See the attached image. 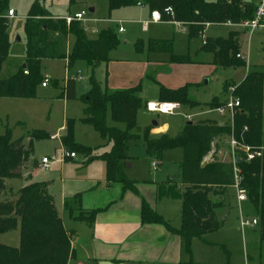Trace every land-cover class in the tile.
Listing matches in <instances>:
<instances>
[{"label": "trees", "instance_id": "1", "mask_svg": "<svg viewBox=\"0 0 264 264\" xmlns=\"http://www.w3.org/2000/svg\"><path fill=\"white\" fill-rule=\"evenodd\" d=\"M76 1L69 0V4ZM8 2L9 0H0V72L10 51L8 21L5 16L10 9ZM139 2L146 4L150 11L159 10L163 20L181 23L191 38L198 37L207 25H221L228 21L239 24L251 19L256 8L254 0H109V9ZM167 7H172L173 13H166ZM24 31L27 36L25 66H21L11 75L0 77V97L36 98L37 88L46 78L40 72L44 58L66 59L68 69L77 60L87 61L92 70V87L81 97L85 103L81 120L91 124L104 139L112 141L110 150L98 156L106 163L107 180L123 183L125 189L138 193L137 181L130 180L125 175V164L130 158L128 142L133 137L130 131L137 127L138 110L143 105L141 86L111 91L103 88L95 77V68L102 62H107L110 51L120 44L117 32L111 28L103 29L98 38L92 39L87 36L81 21L75 20L67 24L63 18L50 13L44 0H33ZM240 33L231 30L227 37H205L201 50L212 53L214 64L222 68L245 66L244 59L237 56L241 53ZM71 37L73 44L67 52L66 43ZM136 45L138 51H141L143 42L138 40ZM148 49L169 53L173 62L191 61L187 55L174 54L173 42L169 39H150ZM192 85L190 83L178 88L161 85L159 99L191 108L200 106L202 103L189 94ZM75 91L76 78L68 77L63 92L65 97L75 99ZM232 95L239 99L240 105L235 109L231 124L221 125L219 121L211 119L197 123L188 122L176 136L162 133L151 137L150 126L145 130V144L150 155L160 156L165 150L182 147L184 191L181 196L179 230L173 229L144 200L143 223H161L170 231H178L185 239L189 251L192 239L202 238L206 233L223 226L224 222L219 218L217 210L226 205V193L235 182V166L241 169L242 186L247 191V201L257 212L259 231L261 239L264 240V152L261 157L251 161L241 159L239 162L240 154L235 161H222L215 157L205 161L211 151L216 153L220 147L221 136L224 135H233L238 141L251 146L264 144V73L260 70L249 71L242 82L236 85ZM225 103L214 97L205 104L216 109ZM108 105L111 106L112 119L125 123L126 131L107 124ZM66 125V134L60 137L65 149L76 155H86L89 161L96 159L92 147L75 141V120L68 119ZM26 137L31 142L33 139L49 138L50 135L39 129L29 131L27 135L17 139H13L10 130L0 135V196L6 190V179L23 177L21 168L30 153L25 143ZM71 159L73 158H64L66 162ZM159 192L160 196L167 195L162 187ZM79 196L80 194L76 195L75 200L78 205ZM66 209L70 208L66 206ZM81 210L82 213L77 219L92 222L100 209ZM17 228H20V246L0 243V264H69L74 257L71 233L65 230L45 182H31L22 186L15 200H0V233Z\"/></svg>", "mask_w": 264, "mask_h": 264}, {"label": "rangeland", "instance_id": "2", "mask_svg": "<svg viewBox=\"0 0 264 264\" xmlns=\"http://www.w3.org/2000/svg\"><path fill=\"white\" fill-rule=\"evenodd\" d=\"M206 1L217 2L219 0ZM32 3L33 0H9L8 2V8L14 9L15 15L7 17L10 51L2 65L0 77L19 70L25 62L27 36L24 24ZM44 3L52 15L60 18L85 11L86 14L81 22L82 26L88 28L87 36L92 39L98 38L103 29L115 30L120 44L111 51L110 55L120 59L118 61L123 60V63L132 65L124 69V71L127 70L125 76L131 70L133 73L136 70L135 67L143 69L142 79L139 81L141 82L140 96L143 99V105L138 110L137 127L130 131L133 137L128 142L130 158L125 164V175L130 180H136V185L141 189L147 188L149 181L155 180L162 184L173 177L175 181L171 184L173 185L171 189L180 196H174L168 200L163 199L160 193L158 197L153 193L150 194V200L159 208L163 204L167 205V221L172 226L180 228L183 189L179 185L181 188L178 190L177 182L182 181L184 151L182 147H177L165 150L160 156L150 155L145 144V130L148 126L150 129L153 127V120L160 122V125L168 123L170 125L168 133L172 136L180 134L179 132L188 122H195L198 119L212 118L218 121H228L226 124H231V111L227 109L225 115H222L205 103L210 102L214 97H218L221 101H229L233 98L231 88L233 87L234 90L249 71L260 70L264 73V28L251 32L229 24L208 25L198 37L191 38L182 27L172 22L162 21L160 24L150 22L148 29L144 31L138 19L143 16L142 14L147 13V8L138 4L110 10L109 0H77L72 5L69 4V0H44ZM91 8L94 10L90 11ZM120 25L125 28V32H118ZM93 29L96 31H92ZM231 30L244 33V36L240 35V50L246 65L222 68L214 64L213 54L201 50V47L205 37H227ZM138 38L144 40V52L137 49ZM152 38L172 40L174 54L187 55L191 61L172 67V63L169 62L171 55L161 52L160 57L167 59L166 63L157 66L148 63L155 57L148 52L149 41ZM72 44L73 38L71 37L66 43L67 52L70 51ZM66 62L65 59L59 58L42 60L40 72L44 77H50V81L46 87L38 86L36 98L0 97V135L10 130L13 139H17L35 129L44 130L49 135H57L52 138L33 139L31 142L28 137L25 138L30 153L21 168L23 177L6 179V190L0 196V200H15L22 186L31 182H45L48 192L53 195L54 203L60 211L62 222L65 223L66 228L70 229L80 228L81 224L74 221L63 210V198L72 200L76 186L84 188L86 180L91 178L100 181L99 189L82 190L86 194L85 206L93 207L104 205L110 199L117 198L119 189L112 188L115 187L113 185L119 187V184L113 182L111 188L109 187L112 190H108L106 163L98 158L99 154L110 150L112 141L104 139L91 124L82 122L80 117L83 116L84 104L80 99L68 100L63 94L66 77H76L78 71H81L82 79L76 78L77 96L88 92L92 87L90 79L92 70L87 61L82 59L77 60L70 69H67ZM107 71L104 62L95 68V77L105 89H107ZM160 77H163L165 81L169 79L176 85L193 81L194 84L190 87L189 94L202 104L195 108L179 105V108L171 115L149 111L147 101L157 100V93L160 91L157 80ZM201 112L204 113L198 114ZM188 114L192 115V120L187 118ZM70 117L75 119V141L91 146L97 158L86 165L88 168L84 167L86 164L84 162L88 160V157L83 154H78L74 161L65 163L59 162L61 157L45 168L41 164L43 156L57 155L60 157L63 153L64 147L60 134L62 135L64 130L62 131L60 127ZM106 122L109 126L127 130L125 123L112 119L110 105L107 109ZM227 139H229L227 135L221 136V148L217 159L222 161L231 160V149ZM154 163L156 166L153 165ZM62 175L77 177L78 182L62 183ZM68 207L69 210H73L69 205ZM217 212L224 222L223 226L216 231L206 233L202 238L192 239L190 252L186 256L188 260L191 258L192 264H264V240L261 239L259 225H242L244 220L251 223L253 219H258L257 212L250 202L239 201L236 188L231 186L226 193V205L219 208ZM81 236L83 235L79 234L78 243L85 240ZM0 243L19 247L20 228L0 233ZM85 260L84 258L81 260L83 264H93L90 260L87 262Z\"/></svg>", "mask_w": 264, "mask_h": 264}, {"label": "crops", "instance_id": "3", "mask_svg": "<svg viewBox=\"0 0 264 264\" xmlns=\"http://www.w3.org/2000/svg\"><path fill=\"white\" fill-rule=\"evenodd\" d=\"M144 8H147V13L142 14L143 16L138 19V21H141L144 31L148 29L150 22H152L153 24H160L162 21H164V22H172L182 27L183 30L187 32L186 27H184L179 22L168 21L165 19L164 20L162 19L160 21H155L152 18L151 11L149 10L146 4ZM55 17H58V16H55ZM146 23H147V26H146ZM225 24H228V23H225ZM95 30L96 29H93L92 31H95ZM118 32H120L119 29H118ZM122 32H125V28H124V31ZM240 35L244 36V33L241 32ZM152 39H156V38H152ZM138 40H141L144 44L143 39L138 38ZM157 40H162V39L157 38ZM141 52H144V46L142 47ZM148 52H150L151 54L155 56L154 59L149 60L148 63H152L157 66L159 64H164L167 62V59H163L160 57L161 52L151 51L149 49H148ZM110 53H109V60L107 62H104L106 63V69H108L107 71L108 77H107V83H106L107 90L109 89L113 91V90H118V89L136 87L138 85L141 86V82L139 81L142 79L143 69L141 67H135L136 70H134L133 73H131L132 70L131 72L128 70L129 71L128 75L125 76V73L127 70L124 71V69L130 68V66L132 65H127L123 63L124 62L123 60L118 61L120 59L113 58L110 55ZM169 62L172 63L171 64L172 67H175L178 64H180L177 62H173L172 60H169ZM24 66H25V62L24 64H22V67ZM15 72H12L11 74ZM78 72L75 78L82 79V77L78 78ZM122 73H124V75H122ZM11 74H8V75H11ZM68 77H66V80ZM111 77L113 78V80ZM157 83L159 87L163 85L168 88H178V87L187 85L189 83L194 84L193 81L192 82L187 81L185 83L181 82L180 84L176 85L169 79L165 81L163 77H160L159 80H157ZM42 87H46V86H42ZM83 95L84 93L80 96H77V92H76V98L73 100H78V99L81 100V97ZM159 98H160V91L157 93V100L155 101L161 102ZM155 101L149 100L147 101V103L155 102ZM223 102H226V101H223ZM83 104H84V107H83V116H84L85 103L83 102ZM202 113L204 112H201L198 114H202ZM83 116L80 117V119H82ZM191 117H192L191 114L187 115V118L190 120H192ZM68 119H73V118L71 117L67 118L65 120V124L60 127L62 131L64 130V133L62 135L66 134V126H67L66 123ZM207 119L216 120L212 118H205V119H198L194 123L207 120ZM227 122L228 121H219L221 125H224ZM169 130H170V125L168 123H164L160 125V122H158L157 126L153 125V127L150 129V134L156 137L162 133H168ZM179 133H181V131ZM52 135L50 134V137ZM62 135L60 134V137ZM229 137L230 136H228V138ZM227 140H228L227 142L229 145V139ZM219 142H220V147H218L216 153H214V151H211L209 155L205 157V161H210L213 159V157L217 158V155L220 152V148H221V140ZM61 156L62 155H60V157L58 158L60 159ZM77 156L71 159L70 161H74V159L77 158ZM93 156L97 157L96 155H94V153H93ZM94 160L95 159H92L90 161L87 160L86 162H84L86 163L84 167L88 168L86 165L89 163H92ZM59 162L65 163L66 161L60 160ZM62 168H61V171H62ZM106 169H107V166H106ZM174 181L175 180L173 179V177L169 178L167 182L166 181L162 182V184L158 181L152 180V181H149L150 183H148L147 188H144V189H141L136 185L138 193H135L129 189H125L124 184L118 182L119 187H117L116 185H113L115 187L112 188V189H119L117 198L110 199L104 205H100V206L94 205L93 207L90 205L85 206V195L86 194H85V191H82V190L87 191L88 189H94V188L97 190L99 189L100 181H97L96 178H91V179L86 180V185L84 186V188L81 189L80 186L79 188L78 186H76L74 188V195L72 197V200L70 199L69 201L66 199V197L63 198V210L67 212L74 221L79 222L81 224L80 228L78 227V228L69 229V228H66L65 223H63L65 230L71 233V246L74 251V257L69 261V264L73 262L74 264H77L78 262L82 263L81 260L83 258L86 259L85 260L86 262L90 260L93 264H100V262L103 260H109L114 263H122V264H141V263L142 264L144 263L145 264H192L193 263L192 259L190 258V260H188L189 258L186 257L188 256L189 254L188 252L190 251L187 249L185 239L178 233V231L177 232L170 231L164 224H161V223H143V220H142V204L144 200L167 221L166 219L167 205L163 204L159 208L157 204H153V202L150 200L151 199L150 194L154 193L158 197V194L160 193L159 191L162 187L167 191V195L163 196L162 197L163 199L165 198L169 200L170 198L174 196L179 197L180 196L179 193L177 192L178 194L176 195V193H174V191L171 189V187L173 186L171 184ZM63 182H66V183L75 182L76 183L78 182V178L77 177L71 178L68 176L64 177L62 175V183ZM177 183H178L177 184L178 190H180V188L182 187L184 191L183 182L181 181ZM112 184L113 182L108 181V188L112 186ZM110 188L108 189L109 191L112 190ZM150 190H151V193H149ZM183 191L181 192V196H182ZM79 194L80 196L78 200H80V205H78V203L75 201L76 195H79ZM50 195L53 197L52 194ZM67 205H69L73 210H67L66 209ZM81 209H85V210L86 209L87 210L100 209V210L96 213L92 222H89L87 220L77 219V217L82 213ZM168 223L169 225H171L170 222ZM171 227H173V229L175 230H179L181 228V227L180 228L174 227L172 225ZM86 231L88 232L87 234H86ZM79 234L83 235L81 237L85 239V240H82L81 243H78Z\"/></svg>", "mask_w": 264, "mask_h": 264}, {"label": "built area", "instance_id": "4", "mask_svg": "<svg viewBox=\"0 0 264 264\" xmlns=\"http://www.w3.org/2000/svg\"><path fill=\"white\" fill-rule=\"evenodd\" d=\"M227 2H230L231 0H226ZM256 2V8L254 11V16L251 19L244 20L239 24H232L231 22H227L228 24L231 25H236L242 28H245L247 30H250L251 32L257 29H263L264 28V0H254ZM139 5L145 6L144 3L139 2ZM166 13H173L172 7H167L165 8ZM86 14L85 11H80L76 12L74 15H67L65 17H62L67 24H70L72 21H82L84 18V15ZM15 15V10L10 8L7 13L6 17H13ZM151 16L155 21H160L162 20V14L159 10H153L151 11ZM147 26V23H146ZM145 26V27H146ZM84 27V26H83ZM85 30H88L87 27H84ZM96 31V30H95ZM119 31L122 32L124 31V28L122 26L119 27ZM203 42H205L203 40ZM238 57L243 58V55L240 53L237 55ZM27 72V71H26ZM81 71L78 72V78H81ZM50 77H46L45 80L42 83V86H47L49 84ZM233 91V87L231 88ZM179 103L177 102H148L147 103V108L151 112L155 113H161V114H174L175 111L179 108ZM240 105V101L237 97L231 98L229 101H227L223 106H219L216 108V110L222 114L225 115V111L228 109L232 113V118L233 119L235 109ZM232 123V122H231ZM57 135H52L51 137H56ZM229 145L231 149V160L235 161L237 156L240 154L241 156L240 159H245L247 161H251L257 157H261L264 152V144L260 146H251L245 143H242L238 141L233 135L229 137ZM77 155L73 152L67 151L66 149H63L62 153V159L64 160L65 157H76ZM59 158L57 155H52L50 157L44 156L41 159V163L45 168H48L53 162L57 161ZM156 166V163L153 164ZM235 171V182H234V187L236 188L237 192V198L239 201H247L248 196H247V191L246 189L242 186V176H241V169L235 166L234 168ZM256 225L258 224V219H253L251 223L247 220L242 221V225ZM77 264H82L81 262H78Z\"/></svg>", "mask_w": 264, "mask_h": 264}, {"label": "water", "instance_id": "5", "mask_svg": "<svg viewBox=\"0 0 264 264\" xmlns=\"http://www.w3.org/2000/svg\"><path fill=\"white\" fill-rule=\"evenodd\" d=\"M94 9L91 8L90 11H93ZM189 123H192L191 121ZM153 125L157 126L158 125V121L156 120H153L152 122ZM239 162H241V159H238ZM100 264H122V263H114L112 261H109V260H103L100 262Z\"/></svg>", "mask_w": 264, "mask_h": 264}]
</instances>
